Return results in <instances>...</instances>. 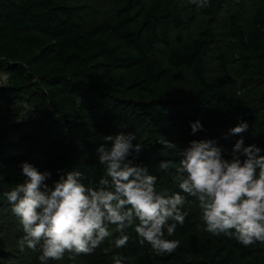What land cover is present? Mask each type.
Masks as SVG:
<instances>
[{
  "label": "trees",
  "instance_id": "16d2710c",
  "mask_svg": "<svg viewBox=\"0 0 264 264\" xmlns=\"http://www.w3.org/2000/svg\"><path fill=\"white\" fill-rule=\"evenodd\" d=\"M0 72V264H40L39 249L20 251L23 226L3 195L26 179L23 162L49 171V186L79 172L98 189L97 148L112 147L103 138L132 133L142 144L133 166L180 192L174 170H158L180 159L162 156L160 140L181 149L213 140L230 160L242 136L264 154V0H0ZM23 102L47 113L24 120ZM196 121L203 129L193 133ZM242 121L248 130L229 135ZM181 194L189 215L166 234L180 240L175 252L156 255L134 226L118 249L111 226L92 254L47 264H115L117 255L122 264H264V243L208 233L198 202Z\"/></svg>",
  "mask_w": 264,
  "mask_h": 264
},
{
  "label": "clouds",
  "instance_id": "9594fccd",
  "mask_svg": "<svg viewBox=\"0 0 264 264\" xmlns=\"http://www.w3.org/2000/svg\"><path fill=\"white\" fill-rule=\"evenodd\" d=\"M192 3L204 8L210 0ZM248 127L242 121L229 135H240ZM191 129L196 133L203 125L196 121ZM103 139L112 141V147L97 148L105 172L98 189L82 182L79 172L61 176L49 186V171L41 172L29 162L21 164L26 179L3 193L23 226L20 251L39 249L40 264L61 260L65 253L74 259L92 254L112 236L111 226L120 234L115 247H126L130 239L127 229L134 226L141 245H150L158 256L171 254L181 242L166 234L172 237L189 215L185 210L188 201L181 192L198 202L208 233L235 239L245 247L264 243V154L260 147L245 146L241 136L229 160L213 140H193L183 149L160 140L162 156L180 157L178 162L165 159L158 167L166 174L174 170L173 183L181 190L175 192L158 186L157 176L146 167L133 166L129 157L142 149L141 143L133 144L135 134L122 132ZM113 260L122 264L123 258L117 255Z\"/></svg>",
  "mask_w": 264,
  "mask_h": 264
},
{
  "label": "built area",
  "instance_id": "2783aa9c",
  "mask_svg": "<svg viewBox=\"0 0 264 264\" xmlns=\"http://www.w3.org/2000/svg\"><path fill=\"white\" fill-rule=\"evenodd\" d=\"M20 107H23V106L20 104H17L15 106V108L17 109H20ZM47 110H48L47 108L43 110H38L32 107V108H22L19 110V112L24 120H34V119L41 118L44 114L47 113Z\"/></svg>",
  "mask_w": 264,
  "mask_h": 264
},
{
  "label": "rangeland",
  "instance_id": "374dc122",
  "mask_svg": "<svg viewBox=\"0 0 264 264\" xmlns=\"http://www.w3.org/2000/svg\"><path fill=\"white\" fill-rule=\"evenodd\" d=\"M6 76H7L6 72H0V84H1L2 82H5V81H6ZM20 105L23 106V107H20V109H22V108H32L31 106H28V104L25 103V102L20 103ZM20 109H19V110H20ZM116 135H117V134L115 133V134H113V135H111V136L115 137Z\"/></svg>",
  "mask_w": 264,
  "mask_h": 264
}]
</instances>
